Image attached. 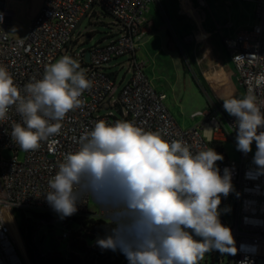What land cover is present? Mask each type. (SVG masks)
Here are the masks:
<instances>
[{"label":"built area","instance_id":"obj_1","mask_svg":"<svg viewBox=\"0 0 264 264\" xmlns=\"http://www.w3.org/2000/svg\"><path fill=\"white\" fill-rule=\"evenodd\" d=\"M6 1H0V65L7 67L22 94L24 85L42 79L46 67L64 55L80 63L92 87L82 93V106L67 113L61 121L59 134L41 142L38 150L25 152L12 140V123H22L14 108L10 109L8 120L0 121V147L16 153L14 159H0V184L4 193V198L0 197V264H33L15 212L48 213L60 218L44 196L49 190L48 181L58 170L64 154L76 150L79 138L99 120L108 123L130 121L151 131L166 129V139H183L193 152L205 145L211 147L214 142L233 141L236 144V118L230 116L223 105H215L203 113L202 124L181 129L165 105L167 96L155 90L147 78L145 64L137 57V45L146 33L144 16L158 0H45L22 38H14L9 33L13 14L6 8ZM198 1L205 6L204 0ZM254 2L256 25L224 39V46L238 70L244 95L254 85V76L264 71V0ZM96 10L111 17L112 24L103 26L107 32H99L103 35L95 45L79 49V38L84 39L81 45L85 46L95 36L96 32L91 31L86 38L79 34L75 40L82 24L87 19L91 22L96 19ZM120 59L124 61L118 63ZM122 71L124 75L119 81ZM118 84L120 89L116 93ZM253 93L264 111V87L253 86ZM205 127L210 128V135L206 134ZM20 151L25 153L23 161L18 159ZM216 163L221 175L225 167L232 172L233 191L226 198L221 197L219 206L220 221L231 228L237 249L235 255L229 254V264L244 261L264 264V175H255L257 166L249 153L245 155L240 151L239 161ZM234 196L233 215L230 204L227 206L231 220L228 224L225 205L229 199L232 202ZM89 203L90 199L78 204V211L66 218L88 216L105 221L98 212L91 214ZM40 229L38 226L37 233ZM69 236L70 230L64 229L61 240L67 241Z\"/></svg>","mask_w":264,"mask_h":264},{"label":"clouds","instance_id":"obj_2","mask_svg":"<svg viewBox=\"0 0 264 264\" xmlns=\"http://www.w3.org/2000/svg\"><path fill=\"white\" fill-rule=\"evenodd\" d=\"M253 86L264 87V71L243 98L221 99L236 118L237 150L246 155L255 142L259 176L264 175V111ZM91 87L86 70L69 55L48 65L42 79L24 85L23 94L0 65V121L14 108L22 123H12V140L25 152L38 150L59 134L61 121L82 106L80 97ZM167 135L166 129L144 130L130 121L99 120L58 163L44 193L47 203L63 219L90 199L111 226L96 244L119 250L129 264H199L213 250L235 255L232 230L220 221L221 197L233 191L231 170L225 167L221 175L216 163L224 156L207 145L193 152L183 139Z\"/></svg>","mask_w":264,"mask_h":264},{"label":"rangeland","instance_id":"obj_3","mask_svg":"<svg viewBox=\"0 0 264 264\" xmlns=\"http://www.w3.org/2000/svg\"><path fill=\"white\" fill-rule=\"evenodd\" d=\"M207 6L205 11L209 15L210 19L213 20L215 24L217 22L222 28H228L229 25L233 26L234 29H245L253 28L256 25L255 10L256 3L253 1L241 2L240 0H205ZM8 8L15 12L16 18L14 23L9 27L10 33L17 38H22L26 31V25L29 20L36 15L37 8L39 6V0H8ZM96 19L92 22L87 19L82 26L78 29L75 40L78 39V35H84L85 38L91 31L96 32L93 40L82 46L83 38L78 39L77 46L81 48L91 47L95 45L102 37L104 33L107 32L103 28L104 25L110 27L112 24V18L102 14L99 10H96ZM191 14V18L197 19L196 15L192 11H188ZM160 19V17H157ZM98 22H103V24H97ZM162 20L156 23V28L153 34H157V30L162 31V42L156 38L155 41H150L148 55L151 56V62L148 65V73L152 75L153 86L158 91H163L167 94V99L165 105L173 116L175 122L181 129H191L196 126L197 123L202 121L203 113L208 110L209 94L204 90V85L202 84V79L197 77L198 71L195 69L193 63L188 64L185 67L181 52L178 49L168 48L169 37L167 33L158 26L161 25ZM100 32V33H99ZM159 34V33H158ZM162 52L158 51V45L161 46ZM78 50V49H77ZM224 57L229 59L226 49L224 51ZM231 59V58H230ZM124 59H120L117 62L121 63ZM232 61V59H231ZM235 68V72L238 74V70L234 62L232 61ZM145 71V69H144ZM197 74V75H196ZM124 71L120 73L119 81L123 77ZM119 84L116 87V93L119 91ZM239 89L244 90L241 83H239ZM194 113H200L201 115H194ZM223 150L227 154L230 161L240 160V151L237 150L236 144L233 141H228L223 143ZM256 151L255 142L252 144V151L249 155L253 158ZM16 153L11 150L2 149L0 147V159L11 160L14 159ZM25 158V153L20 151L18 154V159L23 161ZM0 197L4 198V193L2 191V184H0ZM235 196L231 202L229 199L225 205V209L230 204L229 210L230 214L233 215ZM89 210L91 214L98 212L94 202L90 200ZM225 216L228 219V224L231 220L228 218L227 211H225ZM58 219L57 217H55ZM53 225V223H50ZM63 224L56 221L52 228H49L47 224H43L38 233V239L42 240L41 247L45 252H49L53 247L59 252H65L67 248V241L61 240L63 230ZM200 239V238H199ZM90 244L92 243L89 241ZM77 253V252H76ZM199 264H229V254H221L218 250H213L206 253L204 259L199 262Z\"/></svg>","mask_w":264,"mask_h":264},{"label":"crops","instance_id":"obj_4","mask_svg":"<svg viewBox=\"0 0 264 264\" xmlns=\"http://www.w3.org/2000/svg\"><path fill=\"white\" fill-rule=\"evenodd\" d=\"M44 1L39 0L37 13L25 26L26 31L23 37L26 35L32 19L39 14ZM249 1L253 2L254 0ZM7 2L8 0L6 1V8L13 14V24L16 14L8 8ZM204 2V7L200 5L198 0H158L156 4L151 5L144 16V30H146V33L137 45V57L145 64V74L153 86L152 75L148 73L147 69L151 62V56L148 55V51L151 49L149 47L150 41H155L157 38L163 43L162 31L157 30V34H153V31L157 29L156 23L161 19L162 23L158 26V29L162 30L163 28L167 33L169 37L168 48L180 50L185 67L193 63L198 71L197 77L202 79L204 90L210 95L207 103L208 110L205 112L207 113L213 106L223 105L222 97L242 98L244 90L241 91L239 89L240 81L231 61L232 58L226 59L224 57L226 49L224 39L233 37L242 29H234L231 25L228 28H222L218 22L215 24L205 11L207 2L205 0ZM189 10L196 15L197 19L191 18ZM157 17H160V19ZM10 35L13 36L11 33ZM162 43L161 46L158 45L157 47L159 52L163 50ZM161 93L167 96L165 92L161 91ZM203 121L204 118L196 126L202 124ZM210 133L211 130L207 132V135H210ZM224 154L226 153L224 152ZM227 160H229L228 156Z\"/></svg>","mask_w":264,"mask_h":264},{"label":"trees","instance_id":"obj_5","mask_svg":"<svg viewBox=\"0 0 264 264\" xmlns=\"http://www.w3.org/2000/svg\"><path fill=\"white\" fill-rule=\"evenodd\" d=\"M211 147L224 156L223 143L214 142ZM15 218L19 231L25 243L27 254L33 264H129L126 256L119 250H102L96 240L105 238L110 233L111 226L104 220L94 219L88 216L74 218H58L52 214L16 211ZM56 221L70 230L65 252H59L53 247L45 252L38 239L37 228L44 223L52 228ZM53 223V225H50ZM91 241L92 243L90 244ZM77 252V253H76Z\"/></svg>","mask_w":264,"mask_h":264},{"label":"water","instance_id":"obj_6","mask_svg":"<svg viewBox=\"0 0 264 264\" xmlns=\"http://www.w3.org/2000/svg\"><path fill=\"white\" fill-rule=\"evenodd\" d=\"M80 27V24L78 25L77 29ZM87 61H89V54L86 55Z\"/></svg>","mask_w":264,"mask_h":264}]
</instances>
